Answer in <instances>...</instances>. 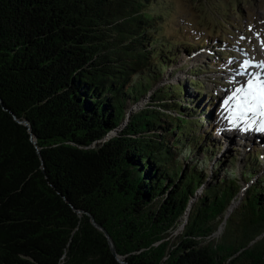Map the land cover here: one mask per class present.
I'll use <instances>...</instances> for the list:
<instances>
[{
    "label": "trees",
    "instance_id": "1",
    "mask_svg": "<svg viewBox=\"0 0 264 264\" xmlns=\"http://www.w3.org/2000/svg\"><path fill=\"white\" fill-rule=\"evenodd\" d=\"M160 2L0 0V264H120L89 213L128 264H264V176L228 217L235 174L185 163L202 119L165 86L127 113L176 56Z\"/></svg>",
    "mask_w": 264,
    "mask_h": 264
},
{
    "label": "rangeland",
    "instance_id": "2",
    "mask_svg": "<svg viewBox=\"0 0 264 264\" xmlns=\"http://www.w3.org/2000/svg\"><path fill=\"white\" fill-rule=\"evenodd\" d=\"M208 2L206 0H161L160 3L163 4L169 17V21L167 18L163 22L167 25L164 32L168 38V46L176 44L179 39L184 40L188 37L190 41L195 42L199 38L208 39L209 45L203 46V44L197 43L193 50L188 51L183 44L175 45L176 56L168 59L164 70L159 75H154L153 79L156 80L155 85L153 82L154 88L148 90L145 97L137 104L128 102L127 113H135L146 105L152 104L150 98L153 96V91L164 86L168 87L170 96L168 98H172L179 105L174 108L175 115L184 120L178 113L187 107L190 108L192 116L187 119L191 120L194 118L195 112H200V116L203 117V121H207V124L204 123V129L201 128L197 135L207 139L204 141L205 145L214 148L207 151L201 145L195 153V145L192 144L194 155H190L191 157L185 163L204 158L209 162V157H211V161L208 163L210 167L205 172L208 182L213 181L215 174L217 176L229 175L233 170L234 174L239 176V181L238 178H235L234 183L241 184L242 178L244 180L247 177L245 176L246 162L250 158H255L256 152L258 154L257 162L260 164L257 170L264 174V139L252 135L247 138L249 136L247 130H241L240 127H235L229 122L222 123L226 122L223 118L226 107L230 109L231 104L233 105L231 102L226 105L224 100L231 90L239 88L231 74L242 67L243 59L245 57L252 59L256 54L263 55L264 0H208ZM237 5H239V9ZM151 14L158 17L160 12L154 10ZM178 29L181 30V33ZM222 35L225 38H222ZM224 54L228 55L225 56L226 60L222 56ZM261 59L264 60V56ZM197 80H202L201 87L206 88V91L197 88L192 83ZM170 91L171 93H169ZM226 92L228 93L224 98L222 94ZM208 115L212 116L211 120L213 119V121H208ZM127 120L126 117L122 127ZM181 123L184 124L182 121ZM191 127L192 125L189 123L187 130L190 138L192 130L195 129ZM204 130L208 132V136L203 132ZM115 134L116 132H112L108 138ZM175 137L177 138L176 133ZM187 142L190 143L191 140L188 139ZM232 160H235V163H231ZM220 161L222 164L219 169L214 170L215 164ZM245 189L246 185H244ZM201 191L200 189L196 200L194 199L195 202L200 198ZM230 208L232 207L230 206ZM234 209L232 208L233 211ZM232 213L231 210H228V217ZM186 219L187 215H185L184 222ZM225 223L226 220L219 227V231L215 235L216 238L222 234ZM183 224L171 235L172 242L177 241V235L181 233Z\"/></svg>",
    "mask_w": 264,
    "mask_h": 264
},
{
    "label": "snow or ice",
    "instance_id": "3",
    "mask_svg": "<svg viewBox=\"0 0 264 264\" xmlns=\"http://www.w3.org/2000/svg\"><path fill=\"white\" fill-rule=\"evenodd\" d=\"M233 102L231 121L238 126L237 121L246 124L245 130L256 125V130L264 132V79L256 76L249 79L245 85L236 88L224 103Z\"/></svg>",
    "mask_w": 264,
    "mask_h": 264
},
{
    "label": "water",
    "instance_id": "4",
    "mask_svg": "<svg viewBox=\"0 0 264 264\" xmlns=\"http://www.w3.org/2000/svg\"><path fill=\"white\" fill-rule=\"evenodd\" d=\"M1 102H2V101H1ZM16 120H17L19 123L25 125V126L28 128V131L31 133V141H32V143H33L34 145H36V148H37L38 154L41 155L40 149H39L38 146H37V140H36L35 136H34L33 133H32V127H31L29 121H28V120H19V119H17V118H16ZM43 169H44V167H43ZM75 210H76V209H75ZM77 212H78L79 214H82V213H83V211H77ZM88 215H89L90 218H91V222H92V224H93V225H94L99 231H101V232L105 235V237H106V239H107V241H108V244H109V247H110L111 253H112V255L116 258V260H117L120 264H128V262L124 259V257L118 254L117 249H116V245H115V243H114V240L112 239V237L110 236V234L108 233V231L106 230V228H105L104 226H102L101 224H99V223L96 221V219H95V217H94L93 215H91L90 213H89Z\"/></svg>",
    "mask_w": 264,
    "mask_h": 264
},
{
    "label": "bare ground",
    "instance_id": "5",
    "mask_svg": "<svg viewBox=\"0 0 264 264\" xmlns=\"http://www.w3.org/2000/svg\"><path fill=\"white\" fill-rule=\"evenodd\" d=\"M262 60V62H261V64L258 66V67H263V65H264V60L263 59H261ZM245 62H247L246 64L248 65V62H250V63H257L258 61H252V60H250V59H246L245 60ZM245 64V65H246ZM262 71H264V69L262 70ZM261 71V72H262ZM257 73V71L255 70V69H251V68H249V67H247L246 66V71H245V75L246 76H249V77H252V75L254 74H256ZM238 74H243L242 72H241V70L238 72ZM253 75V76H254ZM232 78H233V80L235 81V82H239V84L241 83V80H238V77H237V75H233L232 76ZM235 86V85H234ZM243 86V85H242ZM241 86V87H242ZM229 94V93H228ZM224 96H226V94L225 95H223V97ZM225 98V97H224ZM226 100V99H225ZM226 107V106H225ZM233 107V106H232ZM231 110L232 109H230L229 110V112H227V116H229V117H231ZM230 120V122H229V124H231V125H233V123H232V121H231V118L229 119ZM229 120H226V122L225 121H223L222 123H226L227 124V122L229 121ZM237 124H238V126H236V127H240V129L241 130H245V128H246V125H244L245 123H243L242 121H237ZM234 126V125H233ZM253 131H254V135H260L261 134V137H264V132H259V131H257L256 130V125H253V127L251 128ZM247 134L248 135H251L250 134V130H247ZM254 135H252V136H254ZM109 137V136H108ZM109 139V138H108ZM191 206V205H190ZM189 206V207H190ZM234 208V207H233ZM230 210L232 211V208H230ZM229 210V211H230Z\"/></svg>",
    "mask_w": 264,
    "mask_h": 264
}]
</instances>
